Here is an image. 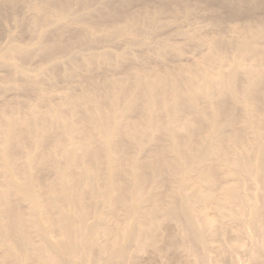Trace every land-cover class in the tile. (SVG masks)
Wrapping results in <instances>:
<instances>
[{
  "label": "bare ground",
  "instance_id": "6f19581e",
  "mask_svg": "<svg viewBox=\"0 0 264 264\" xmlns=\"http://www.w3.org/2000/svg\"><path fill=\"white\" fill-rule=\"evenodd\" d=\"M0 264H264V0H0Z\"/></svg>",
  "mask_w": 264,
  "mask_h": 264
}]
</instances>
